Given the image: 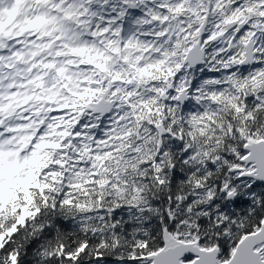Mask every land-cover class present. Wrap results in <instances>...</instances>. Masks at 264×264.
<instances>
[{
	"label": "snow or ice",
	"instance_id": "6c2138e0",
	"mask_svg": "<svg viewBox=\"0 0 264 264\" xmlns=\"http://www.w3.org/2000/svg\"><path fill=\"white\" fill-rule=\"evenodd\" d=\"M0 264H264V0H0Z\"/></svg>",
	"mask_w": 264,
	"mask_h": 264
}]
</instances>
